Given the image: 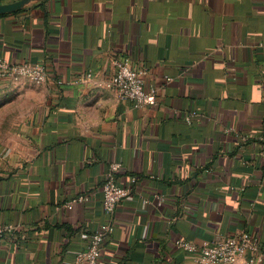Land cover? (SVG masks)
<instances>
[{
  "label": "crops",
  "instance_id": "crops-1",
  "mask_svg": "<svg viewBox=\"0 0 264 264\" xmlns=\"http://www.w3.org/2000/svg\"><path fill=\"white\" fill-rule=\"evenodd\" d=\"M119 56L150 106L107 87ZM0 58L46 73L0 81V264H81L104 224L97 264H198L176 239L241 230L264 251V0H42L0 15Z\"/></svg>",
  "mask_w": 264,
  "mask_h": 264
},
{
  "label": "built area",
  "instance_id": "built-area-1",
  "mask_svg": "<svg viewBox=\"0 0 264 264\" xmlns=\"http://www.w3.org/2000/svg\"><path fill=\"white\" fill-rule=\"evenodd\" d=\"M113 74L107 83V87L113 90L119 100L129 101L135 108L150 106L155 102V89L145 90L142 73L131 66L129 59L119 56L112 60ZM46 78L45 68L42 64L30 62L12 63L0 58V81L24 79L30 83H40ZM91 78L89 72L76 78L86 81ZM56 84L61 86L62 80ZM118 163H112L101 186V207L104 213L113 214L121 203L130 195V188L117 184L116 172ZM131 183L135 181L131 178ZM157 204L163 201L162 196H156ZM84 196H78L69 201L66 206L70 207L73 202H83ZM143 204L148 200L143 199ZM11 226L0 224V240L10 231ZM109 224L101 225L100 228L90 235L87 247L76 255V260L81 264H97L101 254V246L111 232ZM175 246L186 253H199L198 264H235L239 260L245 264H264V251L260 248L256 238L247 231L241 230L234 234L221 235L211 241H202L195 244L189 240L176 239Z\"/></svg>",
  "mask_w": 264,
  "mask_h": 264
},
{
  "label": "water",
  "instance_id": "water-1",
  "mask_svg": "<svg viewBox=\"0 0 264 264\" xmlns=\"http://www.w3.org/2000/svg\"><path fill=\"white\" fill-rule=\"evenodd\" d=\"M42 0H14L0 3V15L15 13L39 3Z\"/></svg>",
  "mask_w": 264,
  "mask_h": 264
},
{
  "label": "rangeland",
  "instance_id": "rangeland-1",
  "mask_svg": "<svg viewBox=\"0 0 264 264\" xmlns=\"http://www.w3.org/2000/svg\"><path fill=\"white\" fill-rule=\"evenodd\" d=\"M19 80H22V79H17V80H15V81H19Z\"/></svg>",
  "mask_w": 264,
  "mask_h": 264
}]
</instances>
